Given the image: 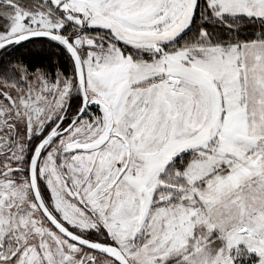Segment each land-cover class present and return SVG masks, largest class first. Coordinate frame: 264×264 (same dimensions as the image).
Instances as JSON below:
<instances>
[{
	"label": "snow or ice",
	"instance_id": "snow-or-ice-1",
	"mask_svg": "<svg viewBox=\"0 0 264 264\" xmlns=\"http://www.w3.org/2000/svg\"><path fill=\"white\" fill-rule=\"evenodd\" d=\"M0 264H264V0H0Z\"/></svg>",
	"mask_w": 264,
	"mask_h": 264
}]
</instances>
